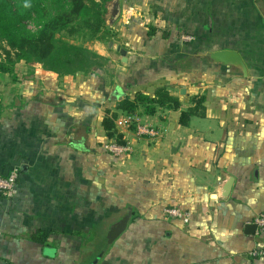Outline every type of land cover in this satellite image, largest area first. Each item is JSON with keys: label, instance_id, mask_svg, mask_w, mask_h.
I'll use <instances>...</instances> for the list:
<instances>
[{"label": "crops", "instance_id": "1", "mask_svg": "<svg viewBox=\"0 0 264 264\" xmlns=\"http://www.w3.org/2000/svg\"><path fill=\"white\" fill-rule=\"evenodd\" d=\"M120 9L114 48L83 46L110 59V78L59 77L24 63L16 80L0 72V174L20 170L19 196L0 195V264H85L89 241V264H264L248 258L264 249V233L245 234L264 214V0H120ZM227 50L241 55L248 77L209 57ZM161 88L179 110L117 109ZM200 96L206 116L181 126ZM108 111L131 152L105 151ZM139 125L159 137L139 138ZM169 208L189 213V222L168 218ZM130 212L126 232L104 245ZM45 232L46 244L33 240Z\"/></svg>", "mask_w": 264, "mask_h": 264}, {"label": "trees", "instance_id": "2", "mask_svg": "<svg viewBox=\"0 0 264 264\" xmlns=\"http://www.w3.org/2000/svg\"><path fill=\"white\" fill-rule=\"evenodd\" d=\"M113 0H52L56 14H51L42 0H16L17 11H11L6 2L0 3V50L3 60L0 72L16 80L15 67L26 64H40L43 70L59 77L98 75L109 72L110 59L79 45L70 44L58 38L66 33L76 36L81 32L90 35L93 41H104L111 36V28L107 24L108 6ZM68 8L70 13H64ZM18 14H20V19ZM22 19H32L36 30L28 29ZM74 19L78 20L73 24ZM106 69V71H105ZM206 96L192 99L193 108L182 112L180 125L188 127L195 116H206ZM154 116L160 109L179 110L181 103L173 98L167 89H159L155 97L139 93L134 101L125 99L117 105L118 110L134 114L139 108ZM116 114L108 111L103 127L110 139L125 145L124 137L116 129ZM49 233H38L33 240L46 244Z\"/></svg>", "mask_w": 264, "mask_h": 264}, {"label": "water", "instance_id": "3", "mask_svg": "<svg viewBox=\"0 0 264 264\" xmlns=\"http://www.w3.org/2000/svg\"><path fill=\"white\" fill-rule=\"evenodd\" d=\"M120 15H121L120 0H113L112 3L108 6V19H107L108 26L113 27L116 21L119 19ZM110 47L113 48V43H110ZM116 49L122 57V62L128 63L127 51L123 49L121 46H118ZM209 57L215 64L223 65L227 67H235L241 70L245 77H248L247 66L239 53L229 50L219 51L211 54ZM35 65L41 66L40 64H35ZM182 94L185 95V91H183ZM115 95L119 99L123 98V93H121L120 90L115 91ZM83 145L84 142L80 141L78 142V144H75L74 147L78 149H82ZM22 171L23 172L27 171V169H25V166L22 168ZM233 184H234V178L230 177L223 187V193L221 197L223 200L228 199ZM131 216L132 213L130 212L129 214L124 216L119 222H117L111 227L107 235L108 245L114 244L115 241L126 232ZM245 234L248 236H255L257 234V226L255 224H248L245 227ZM92 264H96V263H92ZM242 264H253V263L252 261L245 260L243 261Z\"/></svg>", "mask_w": 264, "mask_h": 264}, {"label": "built area", "instance_id": "4", "mask_svg": "<svg viewBox=\"0 0 264 264\" xmlns=\"http://www.w3.org/2000/svg\"><path fill=\"white\" fill-rule=\"evenodd\" d=\"M183 40L185 42H193L195 41V37L188 35L183 36ZM136 134L139 138H150L157 139L159 137V132L154 127L149 125H139L137 127ZM105 151L111 153L115 156H120L125 153L131 152V149L128 145H121L116 140H111L108 144L104 146ZM19 176L20 170L14 169L10 174L3 176L0 174V195L4 196L7 199L14 200L20 194L19 189ZM166 215L170 219H180L185 223H188L190 220V214L182 211L178 208H169L166 211ZM253 224L257 226V233H264V214L258 215ZM250 257L252 258H264V249L254 250L250 253Z\"/></svg>", "mask_w": 264, "mask_h": 264}, {"label": "rangeland", "instance_id": "5", "mask_svg": "<svg viewBox=\"0 0 264 264\" xmlns=\"http://www.w3.org/2000/svg\"><path fill=\"white\" fill-rule=\"evenodd\" d=\"M43 2H44V4H45V7L49 10V12L51 13V14H56L57 12H58V10H59V8L60 7H57V8H55L54 6H53V2H52V0H42ZM1 2H6V3H8L9 5H10V10L11 11H17L18 9H17V7L15 6V3H16V0H0V3ZM112 3V2H111ZM110 3V4H111ZM109 4V5H110ZM63 11H64V13H70V10L68 9V8H66V9H63ZM18 16H19V19H20V14H18ZM107 19H108V15H107ZM22 22L25 24V26L28 28V29H30V30H33V31H35L36 30V26H35V23L33 22V20L32 19H22ZM78 23V20H76V19H74V21H73V24H77ZM188 35H190V34H187V35H184V36H188ZM58 38L59 39H61V40H63V41H65V42H68V43H70V44H74V45H79V46H89L90 48H92L93 50H95L94 49V47L93 46H95L94 44H92V42H93V40H91L90 38V35H88V34H86L85 32H81V33H79V34H77L76 36H69L68 34H66V33H63V34H60V35H58ZM112 38H113V36H112V33H111V36H108V37H106V39H104V45L105 46H108V45H110V43H113L114 41L112 40ZM113 48H114V44H113ZM112 53H113V58H116V65L117 64H120V60H119V57H118V55L116 54V52L113 50L112 51ZM1 60H3V50L1 49L0 50V62H1ZM24 62H21V63H19V65H21V64H23ZM24 64H26V63H24ZM32 65V64H31ZM35 67H38L37 65H35V64H33ZM109 67V66H108ZM110 68V67H109ZM106 71V70H105ZM110 71L109 72H106V75H107V78H110ZM10 79L12 80V78L10 77ZM89 247H87V249H86V251H85V256H86V258H87V262L85 263V264H89V263H91L92 261H94L95 260V258H96V254H95V248L93 247L94 245H95V242L94 241H89ZM94 244V245H93ZM108 243L107 242H104V245H107ZM113 245V244H112ZM92 246V247H91ZM107 250V249H106ZM250 253L251 252H249V254H248V258L249 259H261V258H252V257H250ZM93 254H95V256H93Z\"/></svg>", "mask_w": 264, "mask_h": 264}]
</instances>
